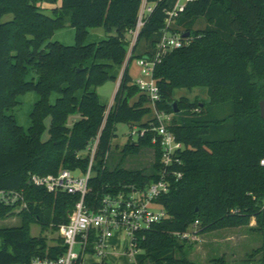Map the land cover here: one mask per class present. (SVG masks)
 <instances>
[{"label":"trees","instance_id":"16d2710c","mask_svg":"<svg viewBox=\"0 0 264 264\" xmlns=\"http://www.w3.org/2000/svg\"><path fill=\"white\" fill-rule=\"evenodd\" d=\"M143 0H0V191L23 192L24 224L0 229V264H28L35 258L58 259L66 252L63 238L49 245L46 237L31 236V225L59 233L74 214L78 196L53 194L30 183L33 174L57 175L61 170L86 172L88 156H80L100 135L95 175L86 197L90 207L101 198L128 186L144 187L159 180L161 153L153 134L129 141L117 166L107 164L117 125L149 128L153 119L148 97L129 73L139 57L151 59L165 29L166 12L178 0H148L153 12L144 20L128 58L126 37L136 29ZM53 6L45 9L41 5ZM12 15L11 21H4ZM204 18L208 25L195 29ZM71 25L76 44L49 42L57 31ZM104 28L116 35L98 44H86L89 30ZM189 43L168 52L156 65L153 78L160 90L157 110L172 116L169 129L185 145L180 153L183 173L170 179L171 190L159 199L168 217L135 237L136 264H194L178 260L179 238L197 227L200 233L240 228L252 218L264 230V0H195L172 27ZM142 56H136L141 42ZM47 43V45H46ZM125 70L114 103L101 104L96 89L117 78L116 67ZM253 68V71L250 70ZM30 71L37 80L28 81ZM256 74V75H255ZM259 77V82L253 81ZM204 87L208 101L175 99V91ZM36 92L39 100L31 114L32 126L21 128L10 111L18 97ZM59 94L55 104L53 94ZM138 96L134 103L131 101ZM176 103L178 112L172 104ZM80 120L68 125L71 115ZM51 118L49 139L42 140L45 120ZM150 150V168L129 169L128 157ZM0 200V218L21 208ZM95 233L91 234V240ZM94 253V248H89ZM76 264H83L80 259ZM214 264H226L218 259Z\"/></svg>","mask_w":264,"mask_h":264},{"label":"built area","instance_id":"2783aa9c","mask_svg":"<svg viewBox=\"0 0 264 264\" xmlns=\"http://www.w3.org/2000/svg\"><path fill=\"white\" fill-rule=\"evenodd\" d=\"M193 1L195 0H178L175 7L166 12L165 29L162 39L157 45L156 54L151 59L141 58L138 61L139 65L145 69L147 79L139 80L136 85L150 101L154 122L150 124L149 128L134 126L130 138L138 141L150 133L153 134L152 143L159 147L161 153L159 180L144 187L131 185L117 193L106 194L101 198L98 207H90L86 197L89 193V182L95 171V157L100 135L85 152L80 153V156L89 157L86 172L64 169L57 175H31L30 183L34 186L53 194L62 192L78 196L79 200L69 223L61 225L59 228V234L67 247L64 255L58 259L35 258L28 264H76L80 259H82L83 264H86L85 257L89 254L88 251L91 246L94 248L93 254L99 258L98 264H105L109 241L118 229H124L129 237L130 246L127 252L135 260L139 253L135 235L140 231L150 229L151 226L168 217L166 209L159 203V199L170 192L172 185L170 179L180 180L183 178V173L173 170V167L182 166V160L179 156L184 151L185 145L178 141L169 129L172 116L156 108V103L160 101L161 97L159 87L153 78V72L156 65L162 62L164 55L189 43L181 33H174L169 29L184 12L187 3ZM153 10L154 6L149 4L148 0L142 1L136 29L130 33L134 38L131 47L137 41L139 32L144 26V20ZM120 82L121 79L118 88ZM260 165L264 167V159L260 161ZM0 200L6 205H14L21 201V208L26 207L23 192L0 191ZM92 233H95L93 241L91 240ZM183 236H187V234Z\"/></svg>","mask_w":264,"mask_h":264},{"label":"rangeland","instance_id":"374dc122","mask_svg":"<svg viewBox=\"0 0 264 264\" xmlns=\"http://www.w3.org/2000/svg\"><path fill=\"white\" fill-rule=\"evenodd\" d=\"M45 9H51L53 6L42 4ZM12 15H6L4 21H11ZM208 25L204 18L197 21L195 29H204ZM90 34L86 41V44H98L101 41L107 40L112 36H115V32H107L104 28H92L89 30ZM130 42L128 47V58L132 55L131 43L134 38L132 35L126 37ZM59 42L65 46H74L76 44V30L68 25L66 28L57 31L54 37L48 41ZM46 43V45H47ZM146 42H141L136 56H142L145 51ZM139 57L134 58L129 64V73L134 83L139 80H146L147 75L143 67L138 63ZM126 63L123 66L116 67L111 75L116 77L117 80H110L104 85L96 89L102 105L110 108L118 91V84L121 76L125 70ZM253 71V68H250ZM256 75V74H255ZM28 81L37 80V75L34 71H30ZM258 83L259 77L256 76L253 79ZM59 94H53L51 97V103L55 104ZM182 97L189 99L190 101H208V90L204 87L189 90L187 88L178 89L175 91V99L180 100ZM39 100V95L36 92H28L18 97V106L10 111L9 115L15 117L17 124L28 131L32 126L31 114L34 110L35 104ZM138 100L136 96L131 103ZM154 116L153 113L148 115L144 120H150ZM80 120L79 114L71 115L68 119V125L73 126ZM51 124V118L45 120L46 131L42 136L43 141L49 139V127ZM133 125L118 124L116 137L112 142V148L108 161V168L113 169L117 166L118 162L122 158V151L124 146L129 141H136L130 138V133L133 130ZM154 153L150 150L142 152L138 156L128 157L124 166L129 169H142L150 168L153 164ZM95 175V171L93 173ZM24 224V214L22 208H16L10 211L4 218H0V229L4 228H18ZM31 236L39 237L44 236L47 239L49 245H55L59 239V233L54 232L51 229L43 231L42 228L37 225H31ZM111 242L113 244H111ZM179 243L182 245V251H176L175 257L178 260L186 258L189 262L194 264H214L215 260L222 259L226 264H264V230L260 228L255 218H252L250 222L240 228H227L223 230H217L213 232L200 233L199 228L193 227L187 233V236L179 238ZM130 246V239L126 235L124 229H118L114 232L113 238L109 241V247L106 250L107 258L105 263L107 264H136L134 258L128 254L127 249ZM98 261L97 255L89 253L85 257V263L90 264Z\"/></svg>","mask_w":264,"mask_h":264},{"label":"water","instance_id":"95a60500","mask_svg":"<svg viewBox=\"0 0 264 264\" xmlns=\"http://www.w3.org/2000/svg\"><path fill=\"white\" fill-rule=\"evenodd\" d=\"M189 35L190 34H186V35H184V37H189ZM172 106L175 109V112L177 113L178 112L177 104L173 103ZM260 110H261V117L264 120V100L261 101V103H260ZM105 264H107V263H105Z\"/></svg>","mask_w":264,"mask_h":264},{"label":"crops","instance_id":"0c3cea01","mask_svg":"<svg viewBox=\"0 0 264 264\" xmlns=\"http://www.w3.org/2000/svg\"><path fill=\"white\" fill-rule=\"evenodd\" d=\"M111 244H113L112 242H111ZM99 263V260L97 261L96 260V262H93V263H90V264H98Z\"/></svg>","mask_w":264,"mask_h":264}]
</instances>
